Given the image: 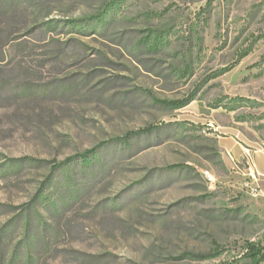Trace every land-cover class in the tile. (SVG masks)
<instances>
[{"label": "rangeland", "instance_id": "rangeland-1", "mask_svg": "<svg viewBox=\"0 0 264 264\" xmlns=\"http://www.w3.org/2000/svg\"><path fill=\"white\" fill-rule=\"evenodd\" d=\"M256 149L264 0H0V264H253Z\"/></svg>", "mask_w": 264, "mask_h": 264}, {"label": "crops", "instance_id": "crops-1", "mask_svg": "<svg viewBox=\"0 0 264 264\" xmlns=\"http://www.w3.org/2000/svg\"><path fill=\"white\" fill-rule=\"evenodd\" d=\"M222 146H224L226 152L233 158L236 159L238 161H244L247 157V152L246 149L244 147L241 146L240 143L236 142H227V143H223L222 142ZM255 153H264V149H256V150H252V153L250 154L251 160L255 166V169L257 170V172L262 176L263 180H264V168L260 169L258 167V165L256 164V162L254 161V154Z\"/></svg>", "mask_w": 264, "mask_h": 264}, {"label": "trees", "instance_id": "trees-1", "mask_svg": "<svg viewBox=\"0 0 264 264\" xmlns=\"http://www.w3.org/2000/svg\"><path fill=\"white\" fill-rule=\"evenodd\" d=\"M245 257L251 260L253 264H259L264 259V246L248 243Z\"/></svg>", "mask_w": 264, "mask_h": 264}, {"label": "built area", "instance_id": "built-area-1", "mask_svg": "<svg viewBox=\"0 0 264 264\" xmlns=\"http://www.w3.org/2000/svg\"><path fill=\"white\" fill-rule=\"evenodd\" d=\"M249 176L251 177V182H253V180H256V177H255V174H254V171H250V173H249ZM247 186L250 188V190H251V193L253 194V195H258V193H259V191L257 190V188H253V186H252V183H250V184H247Z\"/></svg>", "mask_w": 264, "mask_h": 264}]
</instances>
